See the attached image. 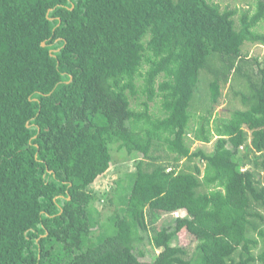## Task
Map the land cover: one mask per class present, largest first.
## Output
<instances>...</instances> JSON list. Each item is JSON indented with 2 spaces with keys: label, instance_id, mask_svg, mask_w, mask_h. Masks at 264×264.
Returning a JSON list of instances; mask_svg holds the SVG:
<instances>
[{
  "label": "trees",
  "instance_id": "1",
  "mask_svg": "<svg viewBox=\"0 0 264 264\" xmlns=\"http://www.w3.org/2000/svg\"><path fill=\"white\" fill-rule=\"evenodd\" d=\"M236 14L211 0H0V264H264V57L243 52L264 44V0ZM233 77L243 87L217 111ZM115 144L141 157L97 239L93 183Z\"/></svg>",
  "mask_w": 264,
  "mask_h": 264
},
{
  "label": "rangeland",
  "instance_id": "2",
  "mask_svg": "<svg viewBox=\"0 0 264 264\" xmlns=\"http://www.w3.org/2000/svg\"><path fill=\"white\" fill-rule=\"evenodd\" d=\"M215 3H218L222 9H234L237 10V14L235 16L236 21L243 10H250L253 11L255 0H211ZM256 29L260 32L264 31V20L256 27ZM243 52L246 53L250 57H264V44L262 43H245L243 47ZM242 79L237 77H233L227 86L223 89L224 95V102L219 105L216 110L222 111V109L228 105V102L231 98L230 97V89L239 90L243 86ZM207 91V83L202 81L199 84L198 91L196 94V100L192 106L193 112L200 113V102L205 99L204 92ZM243 91H246L244 88ZM238 99L234 101V103H238ZM235 106V105H234ZM240 107V104L237 105ZM243 107V106H242ZM150 111L152 114L159 115V102H151L150 103ZM216 141V137L211 138L209 142H201V141H192L190 144V150L194 151L197 148H202L206 152H211L214 148V143ZM111 155L112 161L108 168V170L98 177L95 182L93 183L94 191L97 195H99V200L94 203V207L97 210V215L95 216L98 218L97 222L92 226V230L94 231L97 239L101 238L108 233H111L110 229L108 228V219L111 215L115 212L120 211L123 208L122 199L127 196L129 192V185L131 182L130 174L132 171L135 170V164L139 161L141 154H128L126 153L125 149H120L117 144L111 146ZM186 162L185 158L180 160L181 165ZM196 160H193L191 164L196 163ZM201 169H203V164L201 162H197ZM106 196H110L112 198V203L108 200ZM178 216H182L185 214L183 210H179ZM173 215V213H172ZM175 216V215H173ZM169 218H165L158 220V224H164V221H167ZM188 235L185 232L179 234V241L182 244L189 246V248L193 247V242H190V238L187 237ZM176 243V240H174ZM148 247V246H147ZM149 248V247H148ZM154 254V250L149 248L145 252V257L142 259L144 261L150 260V257Z\"/></svg>",
  "mask_w": 264,
  "mask_h": 264
},
{
  "label": "built area",
  "instance_id": "3",
  "mask_svg": "<svg viewBox=\"0 0 264 264\" xmlns=\"http://www.w3.org/2000/svg\"><path fill=\"white\" fill-rule=\"evenodd\" d=\"M178 212H179V210H176V211H173L172 213H173V215H175V217H177L179 214Z\"/></svg>",
  "mask_w": 264,
  "mask_h": 264
},
{
  "label": "water",
  "instance_id": "4",
  "mask_svg": "<svg viewBox=\"0 0 264 264\" xmlns=\"http://www.w3.org/2000/svg\"><path fill=\"white\" fill-rule=\"evenodd\" d=\"M45 43L44 42H42V45H44Z\"/></svg>",
  "mask_w": 264,
  "mask_h": 264
}]
</instances>
